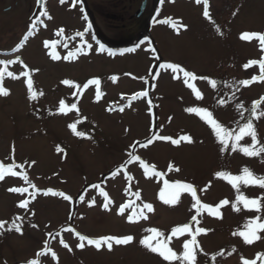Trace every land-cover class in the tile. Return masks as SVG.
I'll return each instance as SVG.
<instances>
[{
    "label": "rangeland",
    "instance_id": "rangeland-1",
    "mask_svg": "<svg viewBox=\"0 0 264 264\" xmlns=\"http://www.w3.org/2000/svg\"><path fill=\"white\" fill-rule=\"evenodd\" d=\"M103 1L93 3L90 38L72 36L74 45L66 49L81 47L80 55L63 59L59 49L60 59L47 56L42 38L51 28L18 52L0 53V61H15L0 64L5 74L0 87L9 93L0 94V164L4 166L0 221L6 222L0 229V264H169L140 243L152 228L163 233L158 239L177 255L195 237L196 244L191 246L195 264H264V257L257 255L264 254V230L256 232L258 238L251 244L239 235L248 231L245 225L256 217L264 222V188L239 185L240 194L260 200V211L250 210L237 203L232 183L216 175L238 176L247 167L264 177V153L250 157L230 147L222 151L202 114L186 111L205 109L222 126L237 132L252 116L253 102L264 98V79L253 81L264 76L260 67L264 45L258 38L242 36L264 35V0H208L210 18L203 15V0H148L144 16L123 29L128 19H111L112 12L104 10ZM80 16L61 11L53 24L63 29L60 35L81 33ZM7 32L0 29L3 52L17 44L12 32ZM144 36L151 40L133 52H99L97 41L123 47ZM250 61L257 63L249 65ZM170 63L196 78L185 82L182 73L161 67ZM29 78L33 90L43 93L35 99L29 98ZM96 78L98 89L84 87ZM64 80L80 87L65 85ZM245 80L250 82L247 86L240 83ZM61 100L66 106L63 113L59 112ZM256 112H264V103ZM252 123L264 144V116ZM183 136L191 142L172 143ZM148 140L153 142L143 147ZM239 144L251 145L252 139L245 136ZM12 164L16 175L7 171ZM177 182L193 185L200 203L184 190L175 203H165ZM11 188L28 191L11 192ZM224 200L229 203L217 208ZM22 201H28L24 208L18 206ZM145 204L153 210L145 209ZM132 212L140 218L129 221ZM183 225H189V231L172 235L174 228ZM197 228L206 231L197 232ZM77 233L92 240L129 235L133 240L127 245L112 242L110 250L103 244L98 250ZM152 243L155 246L156 241Z\"/></svg>",
    "mask_w": 264,
    "mask_h": 264
},
{
    "label": "snow or ice",
    "instance_id": "snow-or-ice-1",
    "mask_svg": "<svg viewBox=\"0 0 264 264\" xmlns=\"http://www.w3.org/2000/svg\"><path fill=\"white\" fill-rule=\"evenodd\" d=\"M64 0H61V3H63ZM201 0H197V3H200ZM39 3V0H38ZM204 3V13L203 15L206 18H210L209 17V11H208V0H203ZM73 6H75V3L73 4ZM41 15H46V13L42 12ZM49 19H51V17H48ZM162 23H170L169 20H164L162 21ZM214 23V22H213ZM89 27H91V25H89ZM35 28V25H33V29ZM31 31V30H30ZM59 32H62L63 29L58 30ZM217 31L219 32V28L217 27ZM77 35H82V33H77ZM249 37H255L258 38L262 45H264V35L261 34H257V33H245L243 34L242 38H249ZM28 38V35L26 34L25 36V40ZM49 42H45V46H48ZM53 46L55 45V42H52ZM23 44H20L17 46L16 49H14L13 51H19V48L22 47ZM65 47H67V45H65ZM104 46L100 45V49L103 50ZM133 49H127L126 51H132ZM7 54V53H5ZM74 55H76V53L73 52H69L67 54V56L63 57L64 59H70L71 57H73ZM50 56L52 59H60L58 53L56 52H51ZM15 61H0V64H9V63H14ZM22 63V61H21ZM257 63V61H250L249 65L251 64H255ZM249 65H245V67H248ZM161 67L164 68H168L171 69V71L173 73H182L183 77L185 78V82H187L188 79H195V75L192 72H189L185 69H183L181 66L176 65V64H166V65H161ZM260 67L262 69V71H264V62H260ZM38 71V70H36ZM4 72L0 71V82L3 81L4 79ZM8 76L12 77V78H17L16 76L13 75V73L8 72L7 73ZM24 75H29L28 73H24ZM113 80H116V77L112 78ZM257 79H264V76H261L259 78L257 77H253V81L257 80ZM63 84L65 85H70V86H75L77 88H79V85H73L72 81L69 80H64L62 81ZM210 83L212 84L213 87L216 86V82L215 81H210ZM242 85L247 86L250 82L245 80V81H241L240 82ZM89 85H95L97 86V89L99 88L100 85V80L98 78L96 79H92L89 80L84 87L87 88ZM189 87H192V85H188ZM27 87L29 90V98L30 99H35L37 97V95H42L43 93H36L33 90V81L31 78H29L27 80ZM195 95L197 96V98H202V94L194 89ZM0 94L2 95H8L9 93L7 92V90L3 89V87H0ZM143 95H147V93H144ZM97 96H99V91H97ZM150 103V102H149ZM221 103H223L221 101ZM260 103H264V98H261L260 101H255L253 102V106H252V116L248 119V121L243 124L242 126L239 127L238 132L236 130H230L224 126L221 125V123H219L214 117L213 115L208 112L205 109H201V108H188L186 109V111L190 112V113H196V114H202V118L206 120V122L210 125V127L212 128L214 135L217 137L219 143L221 144L222 151L227 150L229 147L231 148L232 151H236L239 150L241 151L243 154L247 155V156H257L261 153H264V144H260L258 138H257V133L255 130V127L252 123V119H259L261 116H264V112H260L257 113L256 112V108L258 107V105ZM72 108H76L75 104L71 105ZM243 107L242 105H238V108ZM65 104L64 101L61 100L60 101V106H59V112L63 113L65 112ZM111 110V109H110ZM121 111L123 109H120ZM242 115V114H241ZM70 127L73 129V131L75 132L76 130V125L72 124L70 125ZM78 135H83V133H77ZM245 136H250L252 139V144L251 145H240L239 141H241V139ZM159 139L161 140H168L170 138L168 137H159ZM181 140L183 141H187V142H191V138L189 136H183L178 140H173L172 143L174 144H179L181 142ZM153 141L152 140H148L147 144H144L143 147H147L148 144H151ZM260 145L259 147H257V145ZM59 151V149H58ZM131 155V154H130ZM133 159H136V157H133ZM34 163V162H33ZM16 165L12 164L7 168V171L9 173H11L12 175H16V172L13 171V168H15ZM146 170H147V166ZM177 171H179V169H176ZM217 177H223L224 179L228 180L230 183H232L233 187L237 189V203L242 202L245 206V208H248L250 210L254 209L256 211H260L261 208V204H260V200L258 199H248L247 197L243 196L242 194H240V189H239V185L240 184H244L245 186L247 185H256L259 186L261 188H264V177H257L255 176L250 169H248L247 167L242 169V173L241 175L238 176H232L229 173H225V172H218ZM4 178V166L2 164H0V180H2ZM166 187H169L166 184ZM175 191L171 194V199L170 200H164L165 203H175L177 197L180 194L181 190L184 191H189L191 192L192 196L194 199H196V190L194 189L193 185L191 184H187V183H180L177 182L175 185L172 186ZM9 191L11 192H27V188H11L9 189ZM48 193H45V195H47ZM54 195H61L64 196V199L66 200H70L71 197L69 196H65L63 193H53ZM161 199H164V193L161 192L160 194ZM28 201H22L18 206L21 208L26 207ZM196 203L199 204L200 201L198 199H196ZM229 201L224 200L221 202L220 205H217L216 207L219 208L225 204H228ZM145 209H147L148 211H152L153 210V206L151 204H145L143 206ZM202 207L209 209V211L211 212L212 209H210V207L208 205H202ZM234 208H236V204L233 205ZM105 208H107V205H105ZM124 211V206H121L120 212L121 214ZM216 216H220V213L218 211H215L214 213ZM146 218V217H143ZM17 219H20L19 217H17ZM193 219H195V217H193ZM129 221H132V217L129 216ZM261 218L258 216L255 218V220H251L249 221L246 225L245 228L248 231L245 232H241L239 233V235H241L246 243L251 244L253 242V240L256 237V232L257 231H262L264 230V222H260ZM6 222L0 221V229L3 228L4 224ZM33 227H36V225H33ZM190 226L189 225H183V226H178L176 228H174L172 230V235H176L178 233H184L189 231ZM11 230V229H9ZM16 231L20 232L21 229L19 227H16ZM147 232L150 233L149 236H146L144 239H142L140 241V243L142 245H144L146 248H148L150 251L154 252V253H158L160 256L163 257L164 260L168 261L169 264H172V262L174 260H180L181 264H195V252L193 247H191L192 245L196 244V240L195 237H193L191 240H188L184 243L183 248L184 251L180 254L177 255L176 252H174L171 248H168L165 246L164 243H162L158 238L163 237V233H161L159 230L152 228V229H147ZM197 232H204L206 230L204 229H196ZM77 235L79 236V239L81 241L87 240V243L89 245H94L98 250L101 248V246L103 244H106L107 247L109 248V250L112 247V242H114L117 245H127L128 243H130L133 240L132 236H125L123 238H116V237H102L100 239H96V240H92V239H88L87 237L80 235L79 233H77ZM156 241L155 246L153 245L152 241ZM61 243H63V241L61 240ZM65 247H68L67 244L64 245ZM79 247H84L83 244L78 245ZM71 250V249H69ZM45 253H39L38 255H43ZM53 256H55V253L52 254ZM258 257H264V254H257ZM213 259H215V257H213ZM29 264H39L38 261H30ZM244 264H255V261H245Z\"/></svg>",
    "mask_w": 264,
    "mask_h": 264
},
{
    "label": "flooded vegetation",
    "instance_id": "flooded-vegetation-1",
    "mask_svg": "<svg viewBox=\"0 0 264 264\" xmlns=\"http://www.w3.org/2000/svg\"><path fill=\"white\" fill-rule=\"evenodd\" d=\"M141 2L142 0H104L102 2V7L104 10H106L105 8L111 10V19H117L119 21H124L126 18L128 19L127 25L122 23L123 29L126 26L133 25L136 20L144 16L148 0H146L145 8L139 17H136ZM74 3L75 6H73ZM93 3H95V0H64L63 3H61V0H39V3L38 0H0V29H6L8 32H12L14 38L17 39V48L18 45L23 44L24 46L39 34L44 33V29L51 28L47 37L42 38V45L46 48L47 56L51 57V52H56L60 49L63 58L70 52L66 49H69L74 45L72 36L74 37L77 34L70 33L67 36L63 34L60 35V32L57 29L61 27L54 25L53 23L56 21V18L61 11L68 14L79 13L81 15L80 18L83 21V29L81 33H83L84 41H86V37L90 38L94 26L91 12L95 11L96 8ZM42 12L46 13V15H41ZM84 14H87V16ZM49 16L51 19L48 18ZM33 25H35L34 29ZM89 25H91V27H89ZM148 27L150 28V25ZM149 28L147 30H149ZM138 33L139 31L136 32V34ZM26 34L28 35V38L25 40ZM46 41L49 42L47 47L45 46ZM52 42H55L54 46ZM147 42V40L143 41L141 46L147 44ZM65 45H67V47H65ZM23 46L20 47L19 50H21ZM13 50L14 49L6 52L0 51V53H12L14 52ZM82 50L81 47H78L71 52L76 53L78 56L81 54Z\"/></svg>",
    "mask_w": 264,
    "mask_h": 264
},
{
    "label": "trees",
    "instance_id": "trees-1",
    "mask_svg": "<svg viewBox=\"0 0 264 264\" xmlns=\"http://www.w3.org/2000/svg\"><path fill=\"white\" fill-rule=\"evenodd\" d=\"M145 40H147V41H149V36L147 37V36H144V37H142V38H138V39H136V41H134V42H132V43H129V44H126L125 46H123V47H110V46H108L107 44H105V42L104 41H97L98 43H99V48H100V45H103L104 46V48H103V51H105V52H108V51H114V54H124V53H126V52H130V51H126L127 49H133L132 51H134V50H136V49H138L140 46H141V44H143V41H145ZM151 40V39H150ZM107 43V42H106ZM153 44V47H154V43H152ZM158 57V55L155 53V58H157ZM159 62H161V60L159 61ZM100 184V183H99ZM132 218L134 217V220H137V219H135V218H137L138 217V219L140 218V215H139V213L137 214H135L134 212H132L131 214H129ZM128 218H129V216H128Z\"/></svg>",
    "mask_w": 264,
    "mask_h": 264
},
{
    "label": "water",
    "instance_id": "water-1",
    "mask_svg": "<svg viewBox=\"0 0 264 264\" xmlns=\"http://www.w3.org/2000/svg\"><path fill=\"white\" fill-rule=\"evenodd\" d=\"M145 4H146V0H142L141 2V6L136 14V17H139V15L141 14V12L143 11V9L145 8Z\"/></svg>",
    "mask_w": 264,
    "mask_h": 264
}]
</instances>
